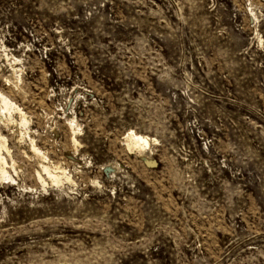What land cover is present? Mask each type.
Returning a JSON list of instances; mask_svg holds the SVG:
<instances>
[{
  "label": "rangeland",
  "instance_id": "1",
  "mask_svg": "<svg viewBox=\"0 0 264 264\" xmlns=\"http://www.w3.org/2000/svg\"><path fill=\"white\" fill-rule=\"evenodd\" d=\"M0 88V264H264V0H0Z\"/></svg>",
  "mask_w": 264,
  "mask_h": 264
},
{
  "label": "bare ground",
  "instance_id": "2",
  "mask_svg": "<svg viewBox=\"0 0 264 264\" xmlns=\"http://www.w3.org/2000/svg\"><path fill=\"white\" fill-rule=\"evenodd\" d=\"M17 112L19 113L20 120L18 124H22L26 122L24 112L20 107L12 100L10 99L4 91L0 88V174H7L6 169L4 168V165L6 164L5 158L1 155V150L4 148L7 151V146L5 144V137L1 133V127L2 125L7 124L8 122L17 123L16 120L12 119V113ZM71 123V122H70ZM69 130L73 133L75 131V126L73 124L69 125ZM73 136V135H72ZM126 142L128 147H135L137 150L143 149V147L149 145L151 143V138L146 135H141L138 133H135L132 130H129L126 133ZM149 161V159H147ZM151 161V160H150ZM44 170L48 173V175L52 176L54 181H58L59 175L55 173H51L48 170L47 166H42ZM8 176V175H7ZM38 176L41 178L40 174Z\"/></svg>",
  "mask_w": 264,
  "mask_h": 264
}]
</instances>
